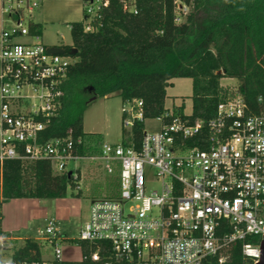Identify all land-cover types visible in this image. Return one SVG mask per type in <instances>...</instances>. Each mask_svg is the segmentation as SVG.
I'll return each mask as SVG.
<instances>
[{
  "label": "built area",
  "instance_id": "obj_1",
  "mask_svg": "<svg viewBox=\"0 0 264 264\" xmlns=\"http://www.w3.org/2000/svg\"><path fill=\"white\" fill-rule=\"evenodd\" d=\"M0 4V166L7 160H46L54 174H63L69 162L87 159L102 161L108 174L118 167V195L93 200L79 233L78 241L96 245L89 259L100 262L99 248L106 244L109 255L101 264H224L231 247L242 242L244 264H255L264 235V113H252L235 95L206 121L191 122L169 110L146 119L140 100H125L123 129L143 124L138 146L103 144L98 156L86 157L80 138L44 141L45 123L60 104L73 60L49 53L51 48L30 34L27 23L37 0ZM106 5V0L95 9L88 5L86 13ZM187 11L177 0L175 21ZM77 170L71 172L74 178ZM151 181L159 187L148 192ZM38 234L60 261L57 242L67 238L55 221L48 220ZM247 237L257 242H245ZM0 264L53 263L5 259Z\"/></svg>",
  "mask_w": 264,
  "mask_h": 264
},
{
  "label": "trees",
  "instance_id": "obj_2",
  "mask_svg": "<svg viewBox=\"0 0 264 264\" xmlns=\"http://www.w3.org/2000/svg\"><path fill=\"white\" fill-rule=\"evenodd\" d=\"M106 1L89 21L84 15L81 22L69 24L70 46L56 47L74 60L62 84L60 104L45 123L44 141L83 139V112L94 97L118 93L123 101L140 100L146 119L160 116L168 111L166 88L179 78L191 80V114L185 115L181 105L169 110L173 116L206 121L219 103L235 95L252 113H264V0H178L188 8L181 22L175 21L177 0ZM86 24L91 31H84ZM27 27L30 34L40 36L37 24L29 20ZM72 49L74 55L69 53ZM222 78L237 80L235 92L220 85ZM142 129L139 122L130 131L122 127L121 143L138 146ZM77 151L82 153L81 146ZM76 174V178L54 174L46 160L4 161L1 203L64 198L68 189L77 186L79 170ZM74 242L82 259L53 264H101L109 255L104 244L99 248L101 261H91L89 254L96 245ZM245 242L256 243L257 238L247 237ZM241 245L231 247L224 264H244ZM11 259H39L38 243L26 238Z\"/></svg>",
  "mask_w": 264,
  "mask_h": 264
},
{
  "label": "rangeland",
  "instance_id": "obj_3",
  "mask_svg": "<svg viewBox=\"0 0 264 264\" xmlns=\"http://www.w3.org/2000/svg\"><path fill=\"white\" fill-rule=\"evenodd\" d=\"M38 1V6L40 1ZM78 2L76 8L74 3ZM101 0H94L90 5L87 2L83 4V0H67V5L59 8V11L68 10L70 15L68 22H60L58 24H42L41 37L38 42L41 44L70 46L71 36L69 32V23L81 22L86 13L87 6L93 9L100 4ZM55 9V8H54ZM40 8H34L31 17H36ZM95 15V11L91 13L87 21ZM182 18L179 17V22ZM86 21V22H87ZM19 41H31L33 39H21ZM70 60H74L68 55ZM171 85L166 88V97L164 107L172 110L175 107L183 106L184 114H191V80L187 78L173 79ZM237 80L222 78L220 85L231 92H235L237 88ZM125 101L121 99L118 93L107 95L103 98H96L91 101L83 112L82 130L84 132L83 155L98 156L103 144L118 145L122 139V118L121 108ZM152 123H145V128L151 130ZM114 171L108 174L104 169L102 161H90L87 159L71 161L67 164V172L74 169L79 170L78 188L68 189L67 195L61 198L64 202V209L61 211V218L57 219L58 229L67 237V240L58 241L57 246L61 250L60 261H80L82 259L81 249L78 243L80 230L87 221L88 209L90 203L96 199L116 197L119 193L118 188V167L113 165ZM158 183L151 181L147 185V191L157 190ZM80 192V196L76 194ZM0 200V205H1ZM60 216V215H59ZM27 226L21 231L15 232L13 236L20 237L21 240L13 241V247L6 253L4 259H11L12 251L18 249L26 238L35 240L39 245V259L53 263L54 246L46 240L41 239L39 231H44L47 221L55 218V206L52 200H41L39 208H30L27 211Z\"/></svg>",
  "mask_w": 264,
  "mask_h": 264
},
{
  "label": "crops",
  "instance_id": "obj_4",
  "mask_svg": "<svg viewBox=\"0 0 264 264\" xmlns=\"http://www.w3.org/2000/svg\"><path fill=\"white\" fill-rule=\"evenodd\" d=\"M40 11L37 12L36 17L30 16V21L37 24L42 29V24H58L60 22H68L70 12L68 10L59 11V8H64L67 5V0H39ZM85 0H83L84 4ZM78 2L74 3V8H76ZM55 8V9H54ZM3 16L1 14V4H0V30L2 26ZM73 23V22H72ZM70 24V23H69ZM41 37V34L40 36ZM44 45V44H42ZM44 46L48 48H56L57 45ZM41 200H52L55 206V218H61V211L64 209V202L60 199H41ZM41 200L38 199H13L4 202L0 205V262L5 260L6 253L9 249L13 247V241L21 240L20 237L13 236L15 232L21 231L27 226V211L30 208H39ZM60 215V216H59ZM67 238V237H66ZM14 251H12L11 255Z\"/></svg>",
  "mask_w": 264,
  "mask_h": 264
},
{
  "label": "water",
  "instance_id": "obj_5",
  "mask_svg": "<svg viewBox=\"0 0 264 264\" xmlns=\"http://www.w3.org/2000/svg\"><path fill=\"white\" fill-rule=\"evenodd\" d=\"M49 53H51V54H63L64 51L59 49V48H51L49 50ZM69 53L71 55H74L76 53V50L72 49ZM94 99H95V97L92 98L90 101H93ZM70 176H71V172H68L67 177H70ZM255 264H264V235H262V238H261L260 243H259V258Z\"/></svg>",
  "mask_w": 264,
  "mask_h": 264
}]
</instances>
